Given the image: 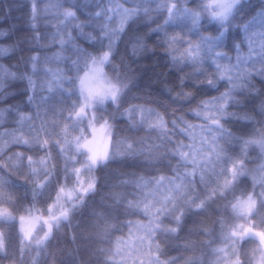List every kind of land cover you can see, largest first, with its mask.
I'll use <instances>...</instances> for the list:
<instances>
[{
    "label": "clouds",
    "instance_id": "9594fccd",
    "mask_svg": "<svg viewBox=\"0 0 264 264\" xmlns=\"http://www.w3.org/2000/svg\"><path fill=\"white\" fill-rule=\"evenodd\" d=\"M0 264H264V0H0Z\"/></svg>",
    "mask_w": 264,
    "mask_h": 264
}]
</instances>
